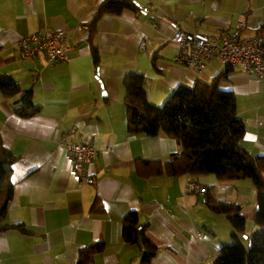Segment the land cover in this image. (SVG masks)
Masks as SVG:
<instances>
[{"label":"crops","instance_id":"crops-1","mask_svg":"<svg viewBox=\"0 0 264 264\" xmlns=\"http://www.w3.org/2000/svg\"><path fill=\"white\" fill-rule=\"evenodd\" d=\"M102 1L0 0V76L32 90L40 109L21 118L14 112L18 97L0 93V135L18 158L6 220L15 228L0 233V264H77L79 250L97 242L106 248L91 264H141L140 249L122 239L130 211L140 214L159 248L150 264H212L220 247L232 243L233 230L210 211L207 197L241 207L247 241L255 230L256 189L250 180L223 182L212 175L140 176V161L165 162L181 148L170 137L128 132L122 81L131 73L144 76L148 102L161 107L180 86L210 83L229 71L219 88L236 96L246 127L242 146L251 156H264L260 81L218 60L202 72L179 65L172 43L177 31L212 36L231 33L240 22L245 35H256L264 24V0H134L143 12L103 15L90 43L88 26ZM44 30L68 33L69 61L50 68L44 56L19 58L20 38ZM63 136L99 151L90 166L94 183L81 185L76 178L59 145ZM188 181L205 195L187 193Z\"/></svg>","mask_w":264,"mask_h":264},{"label":"trees","instance_id":"trees-1","mask_svg":"<svg viewBox=\"0 0 264 264\" xmlns=\"http://www.w3.org/2000/svg\"><path fill=\"white\" fill-rule=\"evenodd\" d=\"M127 9L143 12L134 0H103L88 26L89 42L92 43L103 15H118ZM256 35L264 37V24ZM92 49L98 63L99 53L95 47ZM228 73H219L210 83L180 86L161 107L148 102L144 76L127 74L122 83L128 132L147 137L166 136L180 144L181 152L165 162L140 161L137 172L144 178L212 175L223 182L250 180L256 189V211L253 215L255 230L248 235L247 245L242 241L246 235V218L241 207L219 202L211 196L206 199L210 211L224 216L233 230L232 243L220 247L212 264H264V156H251L242 146L246 127L237 115L236 96L219 88ZM0 93L18 97L20 106L14 112L21 118L33 117L40 111L35 106L32 90H23L12 77L0 76ZM17 159L3 145L0 135V233L15 228L6 220L14 195L12 166ZM147 227L136 211L128 212L122 220V239L140 249L141 264H150L159 250L147 236ZM105 248V243L97 242L80 249L77 264H91Z\"/></svg>","mask_w":264,"mask_h":264},{"label":"built area","instance_id":"built-area-1","mask_svg":"<svg viewBox=\"0 0 264 264\" xmlns=\"http://www.w3.org/2000/svg\"><path fill=\"white\" fill-rule=\"evenodd\" d=\"M82 28L87 29L85 26ZM245 29L246 24L240 22L231 33L218 32L212 36L177 31L172 38L177 48L175 62L198 72L205 70L214 60L220 61L225 68L236 67L260 81L264 98V37L245 35ZM72 51L66 31H36L19 40V58L22 61H34L44 56L50 68L69 61ZM59 145L67 152L80 184L94 183L90 166L99 151L86 143H67L66 136L61 137ZM185 190L205 195V190L191 181L186 183Z\"/></svg>","mask_w":264,"mask_h":264},{"label":"rangeland","instance_id":"rangeland-1","mask_svg":"<svg viewBox=\"0 0 264 264\" xmlns=\"http://www.w3.org/2000/svg\"><path fill=\"white\" fill-rule=\"evenodd\" d=\"M242 241H243V243H244V242H247L245 239H242Z\"/></svg>","mask_w":264,"mask_h":264}]
</instances>
